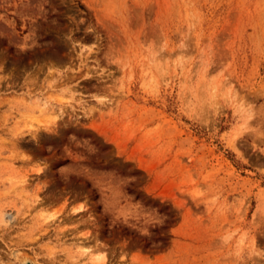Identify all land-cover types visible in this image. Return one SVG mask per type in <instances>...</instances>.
<instances>
[{
	"label": "rangeland",
	"instance_id": "374dc122",
	"mask_svg": "<svg viewBox=\"0 0 264 264\" xmlns=\"http://www.w3.org/2000/svg\"><path fill=\"white\" fill-rule=\"evenodd\" d=\"M0 264H264V0H0Z\"/></svg>",
	"mask_w": 264,
	"mask_h": 264
},
{
	"label": "bare ground",
	"instance_id": "6f19581e",
	"mask_svg": "<svg viewBox=\"0 0 264 264\" xmlns=\"http://www.w3.org/2000/svg\"><path fill=\"white\" fill-rule=\"evenodd\" d=\"M74 210H77L76 208L74 209ZM78 210H81V208H78ZM90 247V246H89ZM85 250H84V252H85V256L87 257V258H91V254H92V250L91 249H89V248H87V247H85L84 248ZM101 260H103V257H100L99 255L95 258V261H100L101 262ZM88 261V260H87ZM93 261V260H92ZM94 261V262H95ZM87 263V262H86ZM92 263V262H91Z\"/></svg>",
	"mask_w": 264,
	"mask_h": 264
}]
</instances>
